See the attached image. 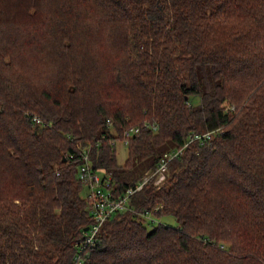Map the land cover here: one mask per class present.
Returning <instances> with one entry per match:
<instances>
[{
    "label": "trees",
    "instance_id": "obj_1",
    "mask_svg": "<svg viewBox=\"0 0 264 264\" xmlns=\"http://www.w3.org/2000/svg\"><path fill=\"white\" fill-rule=\"evenodd\" d=\"M89 146L115 194L182 149L85 246ZM76 258L264 264V0H0V264Z\"/></svg>",
    "mask_w": 264,
    "mask_h": 264
},
{
    "label": "built area",
    "instance_id": "obj_2",
    "mask_svg": "<svg viewBox=\"0 0 264 264\" xmlns=\"http://www.w3.org/2000/svg\"><path fill=\"white\" fill-rule=\"evenodd\" d=\"M40 121L39 118H34ZM140 127H130L124 131V137L128 138L132 135H135L140 131ZM199 137L198 135L192 136ZM125 142L128 139L124 140ZM182 148L174 149L172 151H167L162 154L158 164L155 168L145 174L139 181L134 183L132 186H129L122 194H115L112 190H108L107 187H110V181L104 180L105 178L101 176L97 171L93 170L91 159H90V146L84 148L81 152L82 163L79 165V177L87 186V197L92 202V212H93V221L88 227V230L85 231L84 245H94L96 243L97 235L100 228L106 222V220L111 216V214L117 210L132 209L133 207L129 206L130 199L133 195L141 191L145 185L153 180V184L161 185L164 180L167 178L168 165L171 159L176 157ZM160 205L154 207V211L161 208ZM152 212L150 209H146L144 214L150 216ZM83 249L82 247H80ZM80 255H78L79 257ZM76 264H82L81 258H76Z\"/></svg>",
    "mask_w": 264,
    "mask_h": 264
},
{
    "label": "rangeland",
    "instance_id": "obj_3",
    "mask_svg": "<svg viewBox=\"0 0 264 264\" xmlns=\"http://www.w3.org/2000/svg\"><path fill=\"white\" fill-rule=\"evenodd\" d=\"M116 147H117V160L119 163H123L125 161L127 155H128V148L126 147V144L122 141H117ZM151 161H152V157L141 160V167H147ZM142 169H144V168H141L140 170H142ZM84 193H86V189H85ZM155 219L157 221L166 222V223H170V224H174V225L177 224L176 219L173 216H169V215L158 216V217H155Z\"/></svg>",
    "mask_w": 264,
    "mask_h": 264
},
{
    "label": "water",
    "instance_id": "obj_4",
    "mask_svg": "<svg viewBox=\"0 0 264 264\" xmlns=\"http://www.w3.org/2000/svg\"><path fill=\"white\" fill-rule=\"evenodd\" d=\"M87 228H88V226L85 227V229H87Z\"/></svg>",
    "mask_w": 264,
    "mask_h": 264
}]
</instances>
